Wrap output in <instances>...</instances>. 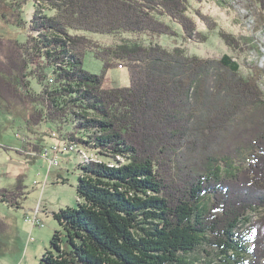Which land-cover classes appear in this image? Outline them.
<instances>
[{
	"label": "trees",
	"instance_id": "16d2710c",
	"mask_svg": "<svg viewBox=\"0 0 264 264\" xmlns=\"http://www.w3.org/2000/svg\"><path fill=\"white\" fill-rule=\"evenodd\" d=\"M190 1L0 0L2 21L27 32L26 42L0 35V116L23 113L29 162L51 133L90 157L78 208L54 213L60 228L39 264H192L203 250L222 264H264L260 83L228 54L141 42L200 36ZM250 1L264 17V0ZM72 29L133 37L102 48ZM219 36L235 53L250 49V39ZM88 50L104 60L102 75L84 69ZM115 65L129 69V87H103ZM28 191L22 180L0 188V203L23 209Z\"/></svg>",
	"mask_w": 264,
	"mask_h": 264
},
{
	"label": "rangeland",
	"instance_id": "374dc122",
	"mask_svg": "<svg viewBox=\"0 0 264 264\" xmlns=\"http://www.w3.org/2000/svg\"><path fill=\"white\" fill-rule=\"evenodd\" d=\"M34 3L25 8L24 18L30 20L34 13ZM50 12V11H49ZM189 13L197 22L200 36L185 41L181 37L161 36L151 39L147 35L141 42L149 46L158 44L169 50L183 46L190 56L222 59L225 54L233 57L245 75H253L264 91V17L258 5L250 0H191ZM54 12H50L53 15ZM179 30H181L179 28ZM226 32L242 39H250V49L235 53L220 38ZM72 34L85 36L103 47H114L121 43V36L132 39L133 34L107 35L85 30H71ZM0 35L26 42L27 32L22 28L5 24L0 17ZM242 41H244L242 39ZM83 67L86 71L102 75L104 60L95 50H88L84 56ZM129 69L115 65L104 74L103 87L107 89L130 86ZM23 113L15 112L0 116V188L15 190L19 180L28 188V196L23 209L16 210L0 203V218L9 226L5 234H0V264H39L43 254L51 250V239L60 228L54 213L65 208H78V180L82 174L81 165L88 161L85 153L74 152L59 154V164L51 168L45 158L29 162L22 152L28 136ZM48 139L50 148L59 138L51 133ZM50 135V136H51ZM94 161H99L94 160ZM40 208L38 218L43 227L31 232L27 218H32ZM256 218V214H252ZM208 249V248H207ZM201 251L189 257L192 264H222L216 253Z\"/></svg>",
	"mask_w": 264,
	"mask_h": 264
},
{
	"label": "built area",
	"instance_id": "2783aa9c",
	"mask_svg": "<svg viewBox=\"0 0 264 264\" xmlns=\"http://www.w3.org/2000/svg\"><path fill=\"white\" fill-rule=\"evenodd\" d=\"M76 145L65 142V141H60L55 145H52L50 148H48L44 153H43V158H45L49 162V172L51 171L52 167H55L59 164L58 161V155L59 154H66L73 152L75 150ZM40 212V208H38L35 211V214L32 218H27L26 221L31 225V228H38V227H43V224L40 221V218H38V214Z\"/></svg>",
	"mask_w": 264,
	"mask_h": 264
},
{
	"label": "crops",
	"instance_id": "0c3cea01",
	"mask_svg": "<svg viewBox=\"0 0 264 264\" xmlns=\"http://www.w3.org/2000/svg\"><path fill=\"white\" fill-rule=\"evenodd\" d=\"M36 230H38V228H34V229L31 228V232L36 231Z\"/></svg>",
	"mask_w": 264,
	"mask_h": 264
}]
</instances>
